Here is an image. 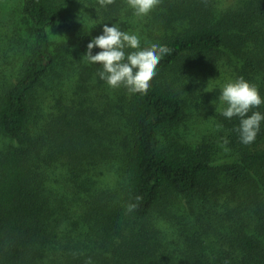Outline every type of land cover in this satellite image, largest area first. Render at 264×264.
I'll return each mask as SVG.
<instances>
[{"label":"trees","instance_id":"obj_1","mask_svg":"<svg viewBox=\"0 0 264 264\" xmlns=\"http://www.w3.org/2000/svg\"><path fill=\"white\" fill-rule=\"evenodd\" d=\"M0 6L13 18L9 30L0 19V264H264V121L245 145L239 118L224 117L219 164L217 150L164 144L184 113L168 72L225 56L264 98V0H161L143 27L126 0ZM116 23L141 48L171 49L147 94L110 87L88 63L76 87L84 96L88 81L98 97L87 104L70 86L50 98L44 87L62 79L69 46L83 56ZM252 111L264 115V104ZM102 166L113 186L95 181ZM130 203L138 207L126 212Z\"/></svg>","mask_w":264,"mask_h":264},{"label":"rangeland","instance_id":"obj_2","mask_svg":"<svg viewBox=\"0 0 264 264\" xmlns=\"http://www.w3.org/2000/svg\"><path fill=\"white\" fill-rule=\"evenodd\" d=\"M18 0H13V4L16 5ZM81 8L76 9L78 14L84 12L85 3L78 5ZM88 6V5H86ZM2 6H0V19L3 18V25L7 27L12 26L13 18L7 14H4ZM152 12V11H151ZM147 16L138 18L134 15L136 25L145 26L147 23ZM7 18L8 21H7ZM87 18H84L86 20ZM2 26V31L6 32L5 27ZM58 40H63L60 35H56L54 43ZM64 41V40H63ZM62 42H59L56 46H61ZM5 44L0 49L1 57H5ZM70 50L67 52L69 60L62 63V69L59 72L62 76L61 80L54 78L53 82H46L44 91L50 95L53 99H64L61 96L66 97V93L61 91V88L74 87V91L79 90L76 97H84L87 104L90 103L95 93L91 92V86L87 81L85 83V89H88V93L82 96L84 89H78L76 87L77 80L79 79V71L85 69L88 66V62L83 56L74 48L69 46ZM68 59V58H67ZM229 58L222 56L221 60L216 63L210 64H194L188 68L183 69V73L177 78L174 72H168L164 75V78L172 82V86L182 91V99L184 101V113L182 118L172 127L167 128L165 131L166 139L164 144L171 149L172 152L183 154L185 152L205 151V150H217L215 158L218 160L223 157L222 141L225 127L224 116L220 111L216 110V107H224L219 105V96L221 95V87L229 82L238 79L237 69L235 64ZM64 67H66L64 69ZM182 76V77H181ZM56 82V83H55ZM88 83V84H87ZM57 85V87L54 86ZM92 97V98H91ZM98 97V96H96ZM78 99V98H77ZM216 101V104L213 103ZM98 103L96 104V106ZM99 111H102L100 106L97 107ZM103 112V111H102ZM217 125H222L218 128ZM95 181L100 185H111L115 183V177L110 167L102 166L95 174ZM183 205V204H182Z\"/></svg>","mask_w":264,"mask_h":264},{"label":"clouds","instance_id":"obj_3","mask_svg":"<svg viewBox=\"0 0 264 264\" xmlns=\"http://www.w3.org/2000/svg\"><path fill=\"white\" fill-rule=\"evenodd\" d=\"M98 3L101 7H106L115 3V0H98ZM126 3L136 17L143 18L153 11L161 0H126ZM94 48L101 51L93 55ZM126 49L133 51L126 52ZM170 52L171 49L167 46L155 43L141 48L139 35L122 30L116 23L112 26L104 25L103 34L88 43L83 58L89 64L102 66L97 75L110 87L123 86L130 94L143 95L147 94L151 81L157 74L160 60ZM220 91L218 104L224 107H216V110L228 119L238 117L240 123L236 131L241 142L245 145L253 143L260 131L261 121H264V115L259 111H252L264 104V98L261 97L257 86L241 77L225 83ZM213 103L216 104V101ZM217 127L221 128L222 125ZM227 143L225 139L222 146ZM135 199L139 202L142 197L137 196ZM137 207L138 204L130 203L126 205V212H132ZM88 264H91V261Z\"/></svg>","mask_w":264,"mask_h":264}]
</instances>
